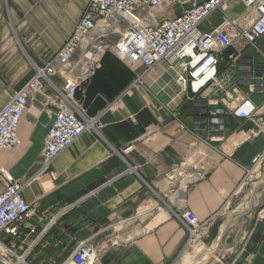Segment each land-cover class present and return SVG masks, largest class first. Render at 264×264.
<instances>
[{
    "label": "crops",
    "instance_id": "0c3cea01",
    "mask_svg": "<svg viewBox=\"0 0 264 264\" xmlns=\"http://www.w3.org/2000/svg\"><path fill=\"white\" fill-rule=\"evenodd\" d=\"M87 1L0 0V109L33 78L34 66L73 33ZM188 7L187 0H165L149 23L160 24ZM223 14L246 25L257 16L244 0H226L223 11H214L199 31L218 27ZM140 15L145 17L146 10ZM234 52L231 47L218 56L221 86L210 97L219 99L218 108L225 112L217 133L209 130L214 107L205 98L192 101L190 91L174 98L180 87L166 61L143 76L142 85H133L143 68L104 53L73 99L94 128L38 174L59 101L42 82L19 122L20 145L0 153V190L8 180L23 181L22 197L35 206L36 215L18 238L3 233L0 240L24 256L25 264H71V252L86 239L96 243L97 257L90 264H172L188 242L176 214L189 210L202 221L218 213L264 150L258 123L264 119V35L237 61L229 58ZM52 81L62 89L59 77ZM244 98L256 106L257 115L235 119L230 110ZM195 175L198 180L184 188ZM208 232L206 242L213 244L217 225ZM226 264H264V201Z\"/></svg>",
    "mask_w": 264,
    "mask_h": 264
},
{
    "label": "built area",
    "instance_id": "2783aa9c",
    "mask_svg": "<svg viewBox=\"0 0 264 264\" xmlns=\"http://www.w3.org/2000/svg\"><path fill=\"white\" fill-rule=\"evenodd\" d=\"M187 1L189 7L180 15L151 25L149 21L153 12L160 9L165 0H88L73 33L55 53L43 58L41 66H34L33 78L0 109V153L20 145L17 135L19 122L29 101L40 92L42 82L57 93L59 101L53 123L44 138L38 174L46 173L62 151L85 131L94 128L93 121L82 117L73 99L77 88L91 77L106 52H111L129 66L143 68V74L133 85H142L143 76L166 61L180 87L174 98L188 91L192 94L189 98L192 101L205 98L206 104L214 107L208 113L209 130L217 133L222 124L219 117L225 112L218 108L219 99L210 97L221 86L218 56L232 47L235 52L229 58L237 61L246 46H255L264 35V0H244L245 5L257 14L251 24H240L223 14L221 24L209 32L199 31V25L214 11H223L226 0H205L201 4H196V0ZM143 10H146L145 17L140 15ZM246 18L244 16V20ZM113 35L118 38L111 43L109 40ZM53 77L60 78L62 89L53 83ZM254 90L251 85L250 91ZM226 95L231 98L228 93ZM257 112L248 98L235 103L230 110L235 119L254 118ZM258 123L264 133V119H258ZM263 162L264 150L252 159V168ZM197 180L195 175L189 183ZM24 185L21 180H8L0 190V235L4 233L12 239L18 238L20 230L36 215L35 206L22 197ZM176 216L186 228L188 240H191L208 232L215 214L202 221L189 210ZM34 232L31 228L30 233ZM96 257L95 247L90 239H86L71 252L69 261L71 264H90ZM0 264H25V257L16 255L12 247L0 240Z\"/></svg>",
    "mask_w": 264,
    "mask_h": 264
},
{
    "label": "rangeland",
    "instance_id": "374dc122",
    "mask_svg": "<svg viewBox=\"0 0 264 264\" xmlns=\"http://www.w3.org/2000/svg\"><path fill=\"white\" fill-rule=\"evenodd\" d=\"M190 184H186L184 188ZM262 201H264V162L260 166L252 168L249 174L243 177L230 199L215 214L213 226L216 224L218 228L216 241L213 244H207L206 238L209 232L188 240L172 264H181V257L185 252L186 255L183 259L186 262L184 264H195V262L226 264L237 249L247 225ZM93 246H96L95 242ZM213 247H216L213 254L204 260L205 254Z\"/></svg>",
    "mask_w": 264,
    "mask_h": 264
},
{
    "label": "water",
    "instance_id": "95a60500",
    "mask_svg": "<svg viewBox=\"0 0 264 264\" xmlns=\"http://www.w3.org/2000/svg\"><path fill=\"white\" fill-rule=\"evenodd\" d=\"M204 1H205V0H196V4H201V3H203ZM246 74H247L246 77H247L248 81L251 82L252 77H253V76H252V71H251V66H248V70H247V73H246ZM259 77H260V76H256L255 78H256V79H259ZM203 122H205V119H203Z\"/></svg>",
    "mask_w": 264,
    "mask_h": 264
},
{
    "label": "bare ground",
    "instance_id": "6f19581e",
    "mask_svg": "<svg viewBox=\"0 0 264 264\" xmlns=\"http://www.w3.org/2000/svg\"><path fill=\"white\" fill-rule=\"evenodd\" d=\"M185 253H186V252H185ZM185 253H183V254H185ZM183 254H182V255H183Z\"/></svg>",
    "mask_w": 264,
    "mask_h": 264
}]
</instances>
